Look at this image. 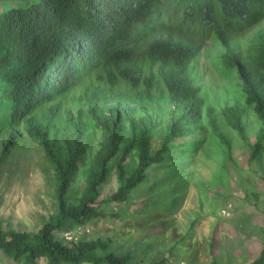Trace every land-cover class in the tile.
<instances>
[{
	"label": "trees",
	"instance_id": "1",
	"mask_svg": "<svg viewBox=\"0 0 264 264\" xmlns=\"http://www.w3.org/2000/svg\"><path fill=\"white\" fill-rule=\"evenodd\" d=\"M14 1L20 3L0 12V114L9 127L23 123L43 147L56 174V212L36 232L4 229L0 224V252L13 263L39 264L43 258L46 264H128V254L99 253L96 241H82L87 234L76 242L60 235L106 216L101 210L104 203L126 201L151 164L160 163L178 139L200 130L205 108L214 134L231 158V141L218 130L212 108L205 106L200 87L190 76L189 66L204 40L214 37L219 42L223 64L237 73L245 106L252 107L262 124L252 157L264 149V27L245 44L240 39L264 22V0ZM90 75L97 82L93 101L114 102V107L107 108L104 124L97 123L106 143L81 197L72 202L66 193L84 160L80 141L84 126L74 124V145L65 158L48 138L61 113L54 101ZM164 94L171 105L170 119L152 154L154 126L135 113L160 102ZM88 111L100 120L95 107ZM244 114L245 107L239 105L222 110L225 124L247 143ZM202 144L197 139L186 142L181 153L195 155ZM134 151L138 165L128 173L124 162ZM113 168L118 187L99 199V189ZM249 264H264V243Z\"/></svg>",
	"mask_w": 264,
	"mask_h": 264
},
{
	"label": "rangeland",
	"instance_id": "2",
	"mask_svg": "<svg viewBox=\"0 0 264 264\" xmlns=\"http://www.w3.org/2000/svg\"><path fill=\"white\" fill-rule=\"evenodd\" d=\"M19 3L0 0V12ZM263 27L264 22L246 32L240 38L242 43ZM223 53L214 37L204 40L189 69L205 106L213 110L218 130L231 141V158L214 134L205 108L200 130L178 139L160 163L147 168L144 180L131 190L126 201L104 203L101 210L107 215L87 225L82 241H96L99 253H126L128 264H249L259 256L264 243V149L252 157V146L262 124L252 107L245 106L237 73L223 64ZM96 86L90 75L54 101L60 105L61 113L48 142L61 158L73 148L74 124L84 126L80 138L85 146L84 160L66 193L72 202L81 197L94 160L106 143L97 123L104 124L108 120L107 108L114 107V102L93 101ZM166 97L164 94L160 102L135 113L154 126L152 154L170 119L171 105ZM231 105L245 107L247 143L224 122L222 110ZM91 107L96 108L94 115L100 120L89 113ZM11 134H15L13 142L7 145ZM194 139L203 140L195 155L182 154V145ZM124 165L128 173L137 168L136 151ZM55 187L56 174L43 147L27 134L23 123L9 127L0 114L2 227L36 232L55 215ZM117 187L113 168L99 189V199L109 197ZM0 264L15 263L0 252ZM39 264H46L45 259L41 258Z\"/></svg>",
	"mask_w": 264,
	"mask_h": 264
},
{
	"label": "built area",
	"instance_id": "3",
	"mask_svg": "<svg viewBox=\"0 0 264 264\" xmlns=\"http://www.w3.org/2000/svg\"><path fill=\"white\" fill-rule=\"evenodd\" d=\"M87 225H78L60 235L67 242H76L82 235L87 234Z\"/></svg>",
	"mask_w": 264,
	"mask_h": 264
}]
</instances>
